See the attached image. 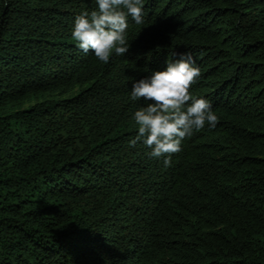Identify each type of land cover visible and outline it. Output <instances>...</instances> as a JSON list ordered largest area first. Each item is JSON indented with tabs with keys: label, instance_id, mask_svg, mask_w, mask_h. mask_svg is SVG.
Listing matches in <instances>:
<instances>
[{
	"label": "trees",
	"instance_id": "trees-1",
	"mask_svg": "<svg viewBox=\"0 0 264 264\" xmlns=\"http://www.w3.org/2000/svg\"><path fill=\"white\" fill-rule=\"evenodd\" d=\"M95 8L0 0V264H264V0H144L107 64L71 38ZM185 51L218 120L165 167L129 93Z\"/></svg>",
	"mask_w": 264,
	"mask_h": 264
},
{
	"label": "clouds",
	"instance_id": "clouds-1",
	"mask_svg": "<svg viewBox=\"0 0 264 264\" xmlns=\"http://www.w3.org/2000/svg\"><path fill=\"white\" fill-rule=\"evenodd\" d=\"M96 8L77 15L71 38L85 54L91 53L98 61L107 64L110 57L129 53L127 29L129 18L140 25L143 20L144 0H94ZM174 55H176L174 53ZM200 69L191 52L166 62L164 70L150 71L131 84L129 99L141 98L145 105L139 107L132 119L137 134L130 139L135 146L142 143L151 158L163 157L165 167L171 164V153L181 151L182 142L195 132L214 129L218 117L211 101L192 95L190 89Z\"/></svg>",
	"mask_w": 264,
	"mask_h": 264
}]
</instances>
